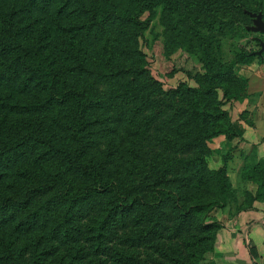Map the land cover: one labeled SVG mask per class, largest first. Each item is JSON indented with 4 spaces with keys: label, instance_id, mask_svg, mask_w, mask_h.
<instances>
[{
    "label": "trees",
    "instance_id": "16d2710c",
    "mask_svg": "<svg viewBox=\"0 0 264 264\" xmlns=\"http://www.w3.org/2000/svg\"><path fill=\"white\" fill-rule=\"evenodd\" d=\"M213 3L0 0V264H198L212 249L208 216L230 190L224 167H207L206 142L232 129L215 93L227 92L231 62L208 42L199 76L216 86L162 90L122 41L153 8L190 25V7ZM49 9L56 36L41 18ZM262 163L242 169L259 200Z\"/></svg>",
    "mask_w": 264,
    "mask_h": 264
},
{
    "label": "rangeland",
    "instance_id": "374dc122",
    "mask_svg": "<svg viewBox=\"0 0 264 264\" xmlns=\"http://www.w3.org/2000/svg\"><path fill=\"white\" fill-rule=\"evenodd\" d=\"M240 5L248 11L242 12ZM190 9V25H181L178 22L179 14L171 16L175 21L171 22L172 25H167V14L159 8L143 13L142 19L148 18L146 28L136 34L134 41L123 40L122 44L127 49H132V54L125 55L129 54L130 59H140L145 70L160 84L162 90L174 87L180 82L191 87H196L197 81L216 86L199 76L202 73L198 52L201 45H207L208 49L211 45L212 55L216 60L231 62L227 92H223L219 85L215 87L216 98L221 102L219 109L228 114L231 134H218L206 142L207 167L216 169L223 166L230 190L225 206L213 209L208 216L217 223L218 230L222 216L233 215L241 207L250 205L251 201L259 200L251 198L255 193L256 183L245 177L243 167L261 161L264 177V51L253 55L248 62L243 61L240 54L241 51H256V38L264 41V0H216V3L204 9L211 12L199 15H196L198 8ZM48 11L50 9L43 12L41 18L50 26L53 36H56L52 28L55 23L51 21ZM254 14H259L263 22L262 31L248 28L253 26ZM205 16L211 21L205 20ZM61 20L63 24L78 22V18L72 15L64 16ZM198 20H205V24H196ZM111 25L119 26V23L116 20ZM58 41H52L51 46H54L55 57L64 59L66 54L58 48ZM92 49H88L90 54L93 53ZM3 91L12 92V87L8 86ZM214 242L215 238L213 245ZM213 245L210 251L202 253L198 264H203L212 252Z\"/></svg>",
    "mask_w": 264,
    "mask_h": 264
},
{
    "label": "crops",
    "instance_id": "0c3cea01",
    "mask_svg": "<svg viewBox=\"0 0 264 264\" xmlns=\"http://www.w3.org/2000/svg\"><path fill=\"white\" fill-rule=\"evenodd\" d=\"M220 220L213 250L203 264H264V199Z\"/></svg>",
    "mask_w": 264,
    "mask_h": 264
},
{
    "label": "water",
    "instance_id": "95a60500",
    "mask_svg": "<svg viewBox=\"0 0 264 264\" xmlns=\"http://www.w3.org/2000/svg\"><path fill=\"white\" fill-rule=\"evenodd\" d=\"M254 18L252 20L253 26L248 27L251 30H257V31H262L263 30V22L261 21L259 14H254ZM257 44H258V49L255 52L256 55H259L261 51H264V41L259 40L256 38Z\"/></svg>",
    "mask_w": 264,
    "mask_h": 264
}]
</instances>
